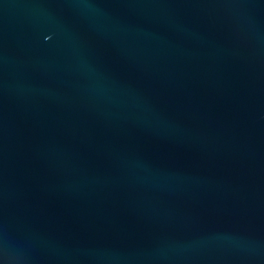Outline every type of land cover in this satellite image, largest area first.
<instances>
[{"label": "water", "instance_id": "water-1", "mask_svg": "<svg viewBox=\"0 0 264 264\" xmlns=\"http://www.w3.org/2000/svg\"><path fill=\"white\" fill-rule=\"evenodd\" d=\"M0 264H264V0H0Z\"/></svg>", "mask_w": 264, "mask_h": 264}]
</instances>
